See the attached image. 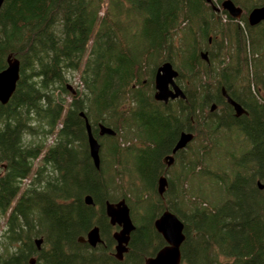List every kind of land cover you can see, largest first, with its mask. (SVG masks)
Here are the masks:
<instances>
[{
  "label": "rangeland",
  "instance_id": "374dc122",
  "mask_svg": "<svg viewBox=\"0 0 264 264\" xmlns=\"http://www.w3.org/2000/svg\"><path fill=\"white\" fill-rule=\"evenodd\" d=\"M213 1L219 11L204 0L1 2L0 70L10 54L19 74L0 104V264L36 258L35 240L54 226L50 202L29 208L31 190L81 185L101 186V197L128 206L134 229L120 264H144L166 244L154 221L172 207L189 220L198 214L184 222L180 264H264V20H248L264 0H232L243 9L240 18H228ZM166 15L170 32L163 35ZM123 46L142 83L127 91L106 64L118 69ZM163 62L177 72L182 94L166 101L155 98L151 83ZM226 97L245 113L236 116ZM101 125L112 133H101ZM87 127L99 144L97 166ZM181 132L193 137L173 153ZM165 155L171 164L160 163ZM235 192L254 222L224 230L213 211L233 210ZM95 211L90 224L79 207L78 225L60 239L78 240L97 226L100 243L77 253L103 259L120 226L110 223L105 203Z\"/></svg>",
  "mask_w": 264,
  "mask_h": 264
},
{
  "label": "trees",
  "instance_id": "16d2710c",
  "mask_svg": "<svg viewBox=\"0 0 264 264\" xmlns=\"http://www.w3.org/2000/svg\"><path fill=\"white\" fill-rule=\"evenodd\" d=\"M222 0H217V3H221ZM205 2V1H204ZM215 1H212V4H214ZM206 3V2H205ZM235 3V2H234ZM236 4V3H235ZM209 9H212L211 5L208 3L206 4ZM257 5V4H256ZM256 5H253L252 7H255ZM224 14H227L226 11H222ZM35 16H38L36 13L33 12ZM34 17H30L31 19L35 20ZM228 18H231L227 14ZM53 20V17L49 18V21ZM149 20H155L159 21V17L150 18ZM170 16L166 15L163 19H161V28L163 27L162 33L163 35H166L170 32V26H169ZM94 32L92 33V35ZM84 36L79 39L78 43L79 45L83 46L85 42ZM6 47H9V44H5ZM6 47L3 46L4 52L7 55L9 53V48L6 50ZM12 54H16V51H11ZM118 63L120 66L115 68V63H112L113 65L108 64L110 61H107V70L111 75L117 76V80L120 83L121 88L124 91H127L129 88H134L139 84H142L138 81V74L136 70V65L133 61V59L130 56V53H128V50L125 46L122 48V55L118 57ZM3 66V65H2ZM55 72V71H54ZM152 85L153 82H151ZM5 179V178H4ZM6 183H1L0 186H5ZM99 191L94 188L84 187V186H78V187H68V188H51L48 189L46 186L42 189H33L30 192L31 198L28 199L29 201V208H33L36 210L45 208V203L50 202V209H51V215L54 218V226L50 229L49 235L42 236L43 238V244L40 250L37 251V257L34 264H120L119 261L114 257L108 256V253H106L105 258H101L96 254H89V256H82L79 253H77V247L85 244L81 243L76 240H71V242L65 243L60 239V236H63V231L66 233L69 227L71 226H77L78 222L80 221L78 208L81 207V209L85 210L88 214V217L90 216L91 221L89 222L92 224L95 222V215L97 211H95V207L91 205H86L83 202L84 195L90 194L94 201L96 202L97 206L103 205L105 203L107 197L102 196L101 197V189L103 188L100 186ZM240 192L233 193V199L232 201L235 203L236 206L233 210L226 212H223V210L219 207L215 208V211H213L216 215H214L217 220L220 223V226L222 229L227 230L228 227L232 226L236 228L235 226L237 224H245L250 225L254 222L253 219H249V216L252 214L251 211L249 212V209L245 205V203L242 200H238L240 197ZM3 201V200H2ZM167 208H165L166 210ZM167 210H170L173 212L182 222L184 225H186L184 222L189 223L193 222L195 218L197 217V213L193 211L190 220L188 218L180 217V214L178 213V210L175 207L169 208ZM60 211V212H56ZM57 214H55V213ZM162 212V210H161ZM99 213V212H98ZM101 215L104 216V213L101 212ZM65 218V219H64ZM155 216H153L154 220ZM56 222V223H55ZM259 222V221H258ZM66 224V225H64ZM219 226V227H220ZM250 228V227H247ZM51 238V240H49ZM223 236H219L218 240H221L223 242ZM110 244H107L106 250L110 249ZM87 247H90L89 245H85ZM91 248V247H90ZM94 249V248H92ZM259 250V249H258ZM182 251V250H181ZM156 253V252H155ZM154 253V254H155ZM10 261V262H9ZM5 261L2 264H29L28 261H25L24 259H18L16 262L15 260L11 261ZM250 261V264H260L258 261L248 260ZM185 262V261H184ZM184 264H187L185 262ZM194 264V262L192 263ZM244 264H247L246 261Z\"/></svg>",
  "mask_w": 264,
  "mask_h": 264
},
{
  "label": "water",
  "instance_id": "95a60500",
  "mask_svg": "<svg viewBox=\"0 0 264 264\" xmlns=\"http://www.w3.org/2000/svg\"><path fill=\"white\" fill-rule=\"evenodd\" d=\"M3 0H0V4ZM208 3H212V0H205ZM212 7L219 11L220 8L211 4ZM221 9L226 11L231 18H240L243 13V9L236 5L232 0H222ZM248 20L251 25L257 24L264 20V4L256 6L248 13ZM7 66L0 70V104H5L12 95L19 74V61L10 54L7 56ZM177 72L172 67L171 63L163 62L156 70L154 78L155 98L157 100L166 101L169 97L175 98L182 95L181 89L174 83V78ZM227 101L234 107L236 116H239L243 112L242 106L235 100L226 97ZM213 108V106H212ZM101 127V133H112L111 129L105 126ZM88 131V147L89 154L93 159L95 165L99 162V144L92 135L89 127ZM193 135L189 132H181L179 139L177 140L173 153L183 148L191 139ZM166 158L172 159L171 155H167ZM165 185V178L159 177V191L162 192ZM85 203L90 204L92 202V196L86 194L84 197ZM105 213L109 217L111 224L120 226V229L113 232V237L116 241L114 246L115 257L119 260L122 259L123 253L127 250V244L130 239V233L134 229V223L132 222L129 209L123 199L116 202H105ZM155 229L162 235L165 245L150 257L144 260V264H180L181 263V245L184 241V224L183 222L170 210H164L159 217L154 221ZM80 241L85 240L90 246L94 247L101 241L99 228L92 226L86 233L85 238L80 237ZM41 239H36L35 242L39 243ZM34 260L32 259L31 262Z\"/></svg>",
  "mask_w": 264,
  "mask_h": 264
},
{
  "label": "flooded vegetation",
  "instance_id": "af4514ba",
  "mask_svg": "<svg viewBox=\"0 0 264 264\" xmlns=\"http://www.w3.org/2000/svg\"><path fill=\"white\" fill-rule=\"evenodd\" d=\"M258 6V5H257ZM227 103H229V102H227ZM229 105L234 109V107L229 103ZM215 108V106H213V108L212 109H214ZM245 112H244V109H243V112L240 114V115H242V114H244ZM236 115V114H235ZM166 156L167 155H165L162 159H161V161H160V163L162 164V163H166V164H171L172 162H173V157H172V159H169V158H166ZM1 173H0V179H1ZM84 197H85V195H84ZM107 201V200H106ZM105 201V202H106ZM84 203H85V200H84ZM86 204V203H85ZM86 205H93V206H95L96 207V202L93 200V197H92V202L90 203V204H86ZM85 238V237H84ZM80 239V237L78 238V240L77 241H79V242H81V243H85V244H87V245H89L85 240H83V241H80L79 240ZM36 243V245H37V247H36V250H35V254L37 253V251L38 250H40L41 249V244L43 243V241L41 240L39 243H37V242H35ZM98 243H100V242H98ZM114 245H112V247H113ZM108 253V256L110 255L111 257H115V249H114V247H113V250H110V251H108L107 252ZM116 258V257H115ZM32 259L34 260L33 262H31L32 261ZM32 259H30L28 262H30V264H34L35 263V261H36V258H32ZM117 259V258H116ZM117 260H119V259H117Z\"/></svg>",
  "mask_w": 264,
  "mask_h": 264
}]
</instances>
